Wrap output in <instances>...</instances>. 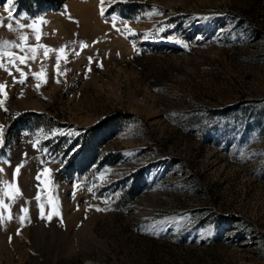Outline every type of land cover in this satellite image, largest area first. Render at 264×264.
I'll return each mask as SVG.
<instances>
[{"label":"rangeland","instance_id":"obj_1","mask_svg":"<svg viewBox=\"0 0 264 264\" xmlns=\"http://www.w3.org/2000/svg\"><path fill=\"white\" fill-rule=\"evenodd\" d=\"M103 8L15 0L53 51L0 67V264H264V0Z\"/></svg>","mask_w":264,"mask_h":264},{"label":"snow or ice","instance_id":"obj_2","mask_svg":"<svg viewBox=\"0 0 264 264\" xmlns=\"http://www.w3.org/2000/svg\"><path fill=\"white\" fill-rule=\"evenodd\" d=\"M14 4H15V0H6V2L3 4V8H4V11L5 13H7V17H0V26H5L3 24V21L5 19H7L8 21H11L10 23H8L6 25L7 29L10 31V32H14V33H18V37H17V41H9V40H0V67L2 68H5V70L7 71V67L5 65V63H3V58L4 57H7L8 60H7V63L8 64H12L13 66L16 67V71L20 73V77L21 79H19V81H16V78L13 77V81L14 82H18L20 84H23L25 83V80L27 79V76L25 74V72L19 67V66H16V61L18 60L20 62V64H23L25 66H27V62L29 60H32L34 61L36 59V52H37V49L38 48H42L44 49V55L45 57H47L49 51H53L52 49H49L47 46L39 43L40 41V35H36L35 36V39L37 41V45L36 46H27V50L25 51V44L23 42H26L27 39H28V36L24 33V29H31L33 30V32H38L39 30L35 28V21L33 23H29V24H24V23H21L20 21L23 20V19H26L25 16L21 15L19 17V19H17L15 16H14ZM100 15L103 17L105 15V10L103 8V0H101V11H100ZM41 23H44V21H40ZM15 25V27L13 26ZM169 27H171V25H169ZM159 32H163L164 31V28L161 27L160 29H158ZM135 35V34H133ZM19 41V42H18ZM86 45L83 43V42H80V47L83 48L85 47ZM9 49H19V51L21 52H24V55L21 56V55H18L17 53L15 52H11L9 51ZM54 51H57L59 54L56 56V70H57V77L59 76H62L64 75V73L60 72L59 70V66H60V61H61V58H62V54H64V48H60L58 50H54ZM78 55V53H77ZM91 60L92 58L89 57V62L91 63ZM67 62V61H65ZM100 67H102V65H99ZM89 71H91V69L89 68L88 69ZM9 74H11V72H9ZM35 78L37 80H43L45 83L47 82L46 81V78H45V73L43 71V66H42V71L40 73H36L34 74ZM57 83H59V79L57 78L56 80ZM5 85H0V93H2L5 89ZM37 88L40 87V84L38 83ZM4 101L3 100H0V105H3ZM70 135H72V133H69ZM5 143V129L2 125H0V146L4 145ZM33 147H36V144H33ZM43 151H47V149H42ZM76 149H73L72 151L74 152ZM0 171H2V169H0ZM20 171V166H17L16 169H15V173L14 174H18ZM50 170L49 169H44V172L45 173H48ZM37 180H40V176L38 175L36 177ZM5 183V190H4V195L5 196H9V192L7 189H12L13 190V194L14 195H19V189L14 185V184H8L7 182H4ZM11 198V197H10ZM35 199L37 201L40 200V195H37L35 197ZM0 206H3L4 208H7L8 205H6L4 203L3 200H0ZM97 211H103L105 209H100V208H97L96 209ZM21 211L24 212V213H27L28 209L27 208H21ZM53 212L56 214V215H59L58 211L53 209ZM40 214H41V218L44 217V208H43V205L40 206ZM49 218H50V215H49ZM4 219L3 216H0V221H2ZM8 220H11L12 219V216L9 215L7 217ZM20 222H21V225H23V222L25 220V216H20ZM17 235L20 234V229H17ZM9 240L11 241V237H9Z\"/></svg>","mask_w":264,"mask_h":264}]
</instances>
